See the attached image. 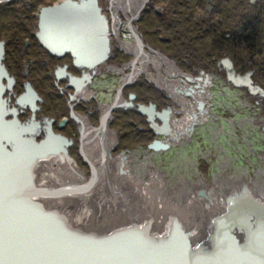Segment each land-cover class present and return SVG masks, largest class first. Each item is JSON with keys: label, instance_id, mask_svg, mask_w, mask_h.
I'll list each match as a JSON object with an SVG mask.
<instances>
[{"label": "rangeland", "instance_id": "obj_1", "mask_svg": "<svg viewBox=\"0 0 264 264\" xmlns=\"http://www.w3.org/2000/svg\"><path fill=\"white\" fill-rule=\"evenodd\" d=\"M52 1L54 0H46L44 2L38 0L0 1V33H33L36 28L35 25H37L35 22L38 21V19L36 20V17L39 11L43 8L59 4V2H57L53 5L42 7ZM123 2L128 3L123 4ZM130 3L137 4V2L133 0H108L105 5L100 2L102 6V9L99 6L101 12H104L103 8L105 9L104 14L102 13V15L105 16L109 26V37L111 33H117V72H113V76L110 75L109 78H106L108 79L107 82L105 81V78L99 79V83L97 84L98 87L91 88L90 90L91 92L93 91L96 93L95 96H99L98 94L102 95L101 98L108 97L112 91V100L114 98L113 94H115L114 91L117 88V95L120 96H117V100L119 101H126L127 95L129 97L135 93L139 96V100L143 99L147 102L150 101L151 103H154L157 106V111L160 112L167 104H171V101L166 99L167 93L174 96L173 93H169L171 91L167 90L164 86L165 81L171 84V79L167 76L163 78V71L166 66L172 71L170 68L171 64L164 56L160 55L156 50L154 51L151 46L150 48L153 52L148 51V49L147 52L158 55V58H156L158 62H162V59H164V61L169 64H160L159 69H157L153 64L143 63L141 65V71H136V69L140 67L137 58L140 57L139 55H141V51L143 52L145 49L140 46L139 42H134V39L130 35V33H135V31H133L134 29L137 33H141L140 30L138 31L137 28L134 27L136 22L130 17V13L126 11L124 12V10H126L125 8H127ZM153 4V0H150L149 5L151 8L154 6L155 9L161 11L166 10V6L162 3H158V1L155 2V5ZM149 5L145 7L144 12H146L147 9H150ZM172 10H174V8ZM176 10L177 8H175V11ZM3 12H10V16L3 15ZM140 15H142V12ZM148 15L149 20L153 19L155 22H157V19L162 21L164 18L163 13L161 15H150L148 13ZM131 19H133L131 21L133 27H130V25L127 24V20L129 21ZM186 21L187 26L193 23L188 19ZM17 25L22 26L23 29H16L15 27ZM156 25L157 26L154 27L155 30L159 28L157 23ZM162 27H164V25ZM17 30L21 32H18ZM149 30L152 29L148 28L147 31ZM143 37L149 44L154 41V36L152 34ZM109 43L111 49L110 38ZM160 43L161 45L165 44L162 42ZM115 45L116 43L114 46ZM130 46H133L134 49H130ZM204 46V43H199V48H196V51L202 50ZM114 54H116V52H114ZM198 68L200 69V67ZM103 70L104 69H101V71ZM197 75L198 71L195 76ZM138 80L140 82H138ZM126 81L127 83H125ZM142 81H146V84H141ZM226 81L232 84L228 79H226ZM208 84L203 88L206 95L199 92L202 96L199 101L204 103L207 114L199 116V121L192 126L193 129L191 132L188 130V124L192 123L193 120L187 119L184 115V111L181 110L184 106L176 105L175 107V116L173 119L170 118V121L172 120L171 124L173 125V128L171 125L170 126L172 129L182 132L184 137L181 139L156 135L152 129L153 134L152 132H150V134L147 133L153 138L149 142H132L129 140L131 139V136L128 137L129 131L133 133L136 131L140 132L138 139H144L140 128L147 130L149 125H147L137 110L124 111L125 109H123L122 106L117 107V119L112 116L113 120H108V133L117 134V136L120 137L122 136L117 140V157L119 156L122 158L124 155L125 157L128 156V158L125 164L126 169H124V171L122 170V166H118L119 168L121 167V173L119 172L120 175L117 171H113L111 174L119 177L122 176L125 179L131 176L132 183H129L127 180H117V184H120L123 189L121 190L119 186L118 189L114 188V200L112 196L113 193L110 191V194L105 187L107 182L106 177L104 176L99 180H97L96 177L90 179V184H94L91 185L92 187L95 186V190H92L90 188L91 185L89 184L83 185L81 189H79L78 186L67 187L65 186L66 182L64 181L60 182L63 184V186L59 187L61 190L53 191L52 187H50L48 191L42 189L43 192L47 194L52 205H54L59 213L71 223L75 230L79 231V233L104 229L118 230L124 227L122 223H125L126 221L128 225L131 223H140L138 217L133 221L134 214L131 213H129V216L132 218L127 215L122 216V218L117 215V218L115 217L113 219L105 216V212L112 215V213H118V210L122 209L131 211V208L129 209L128 207L130 205L128 200L131 201L129 197V185L138 184V188L136 187L137 189H144L145 191L150 190L154 195V197L152 195L151 198H149L147 194L145 195L147 198L151 199L154 211L156 215L160 217L157 219V223L155 222L154 228L156 230H166L168 235H170L172 228H177L178 230L179 228L180 230L184 229L183 232L186 234L185 237L188 239L187 242H189L190 245H194L192 249H190L192 251L194 247L196 248L198 243L205 239V237L206 239L208 238V243L210 237L211 239L216 237V235L212 233V229L213 226L217 224L216 222L219 221V218L216 222L213 220L215 216L218 215L217 213L223 210L225 207L224 205L227 206L230 203L228 202V198L231 195L236 194L237 191L240 193L242 190H247L246 186H248L252 189H249L251 192L259 194L260 199L263 197L261 199L263 201L264 101L257 99V97L250 98L247 96L246 90H249L243 86L237 87L232 84V86L235 87V90L231 91L229 87V92H226V87L221 83L215 84V79H213L212 85L211 82ZM188 86L193 87L194 85L189 83ZM192 87L190 88L191 91L193 90ZM244 88H246V90ZM108 98L110 99V97ZM171 100L174 102L172 98ZM102 103L110 105V102H104V100ZM127 124H130L129 126L131 127L127 126ZM155 139H160L162 142L167 143L169 145L168 149L161 151L150 150L148 145ZM112 151L113 149L111 152ZM135 176L140 178L141 181L136 180ZM255 184L256 186H254ZM200 191H202L203 194H200ZM123 192H126V195L128 196L125 197ZM71 193H78V196H83V201L86 200L84 201V204L83 201L82 205L79 204L82 200L81 197L80 201L78 196V200H75L76 198H74ZM122 193L124 195L123 197L120 196ZM86 194L88 195L86 196ZM117 194L119 195L117 196ZM68 195L72 196L69 198ZM84 195L86 198H84ZM101 196L103 199H101ZM242 197H238L240 201H238L237 204L242 202L241 206L246 208L249 206L248 202H245L247 201L245 199L246 194ZM250 197L253 198L252 195ZM132 200H134V197ZM224 200L225 202L227 201L226 204L224 203ZM245 208L242 210L246 211ZM94 209L97 210L99 214L97 211L95 212ZM224 211L225 209L223 212ZM255 211H257L255 215L260 216V221L262 219L264 220V216L261 212L258 210ZM230 213L236 216L235 214H237L238 211L231 209ZM250 213H252V211H248L246 216ZM163 216L164 220H161ZM246 216L245 218L241 217L243 219L238 220V224H245V219L247 220ZM142 217L143 215L141 218ZM81 222L86 223L82 224ZM117 223L120 226L117 225ZM178 223H180V227ZM164 225L168 230L166 227L159 228ZM262 227H264V224ZM162 230L161 232H163ZM260 231L261 229L255 232V234H259ZM177 241L179 242V240ZM208 246L206 244V247ZM191 258L192 256L189 255L188 259ZM193 260L195 262L199 261L198 263H205L204 259H198L197 256H193L192 261ZM179 261L182 264H194V261L189 263L187 260H182L181 258Z\"/></svg>", "mask_w": 264, "mask_h": 264}, {"label": "flooded vegetation", "instance_id": "obj_2", "mask_svg": "<svg viewBox=\"0 0 264 264\" xmlns=\"http://www.w3.org/2000/svg\"><path fill=\"white\" fill-rule=\"evenodd\" d=\"M38 1L44 2L46 0ZM60 1L62 0L50 2L42 7L50 6ZM107 1L99 0L101 9L100 2L105 5ZM156 1L165 5L166 10L161 11L155 9L154 6L151 8L149 5L150 0H146L141 10L142 15L139 12V15L133 18L136 22L134 27L138 31L137 23L142 19L143 15L147 16L149 20L148 13L150 15H161L163 13L162 23L164 30L162 33H195L196 48H199V43H203L207 39H210L213 43L211 61L204 63V66L207 67V69L203 68L204 71L195 66L191 67L192 64L186 60H183L182 64L180 63L179 65L175 60H170L160 51L151 47L145 41L142 33H137L135 29L136 33H130L134 42L138 41L140 46L146 51L148 49V51L153 52L152 49H154V51L156 50L167 59L171 64L170 68L172 71H170L168 66L165 67L164 71L175 73L174 77H168L165 73L163 75V78L165 76L170 78L171 85L174 86V96L168 93L166 96V99H169L171 104H167L163 110L170 107L173 108L174 113L176 105H180L184 106L181 109L184 111V115L186 111L198 114L197 106L199 101L193 100L194 96L200 94L199 92L207 86L204 85L205 76L208 77L211 85L213 79H215V84L221 83L226 87V92H229V87L231 91L235 90V87L232 86L233 83L226 81L227 70L230 73L232 72L234 78L248 76L250 83L263 91V95L259 93L251 95L244 88L247 96L250 98L257 97V99L264 101V0H153V5H155ZM147 5H149L150 9L144 12ZM173 8L174 10H172ZM175 8H177L176 11ZM103 11L105 12L104 8ZM104 12L102 13L104 14ZM130 17L132 18L131 14ZM133 19L127 20V24L130 27H133L131 23ZM187 19L193 23L187 26ZM175 21H178L177 26ZM35 27L33 33H11L7 31V33H0V42L3 43L4 47L2 64L9 77L13 80V86L7 89L4 94L8 108L15 111V114H11L8 119H12L15 116L26 127L34 124L35 129L33 131L35 132L36 141L45 139L48 134L63 137L66 142L61 146L66 149L67 154L74 162V166L71 165L69 170L74 173L75 178L82 177L84 179L80 182L83 185L90 184V179L94 177L99 180L102 176L111 174L113 171L121 173V167H118L119 171L116 168L117 166L112 164V160H117L116 148L117 140L120 136L108 133L107 125L108 120H113L112 116L117 119V106L120 107L123 102H128L129 97L127 95L126 101L122 100L121 104L117 105V101H119L117 100V88L114 91L115 94H113L114 98L112 100V91L108 96L110 97L109 99L108 97L101 98L102 95L100 94H98L99 96L96 95V97V93L90 90L98 87L99 79L105 78L107 82L108 79L106 78H109L110 75L113 76V72H117V33L110 34L111 53L108 60L91 71L83 67H76L73 57L68 53L62 55L51 53L40 42L39 33H37L38 21ZM154 27L155 25L152 26L151 24L149 26L154 32L159 31V28L155 30ZM160 36L163 42L166 38L161 34ZM222 38L225 40H222ZM115 43L116 45L114 46ZM228 65L230 68H228ZM101 69L104 70L101 71ZM197 71L198 75L195 76ZM84 75L90 76L89 81L83 80L82 84L71 83V79L79 80ZM186 77H190L193 82H188ZM197 78L201 80H197ZM138 82L140 81L138 80ZM143 83L146 84V81H142L141 84ZM189 83L194 86H191L193 88L191 95L187 96L186 93L191 91V87L188 86ZM26 92L31 95L34 94L36 98L30 99L28 102H18L19 98ZM132 95L135 97L132 101L134 108L124 111L136 110L137 105L148 107L150 104L154 105L157 111V106L154 103L150 101L142 103L143 99L139 100L137 94L133 93ZM103 100L104 102H110V105L103 104ZM29 102L32 103L29 104ZM174 114L171 117L172 119L175 116ZM185 116L190 119L187 115ZM141 117L149 125V128L147 130L140 128V131L143 134H150V132L153 134L150 123L146 121L147 117L142 115ZM156 122L161 126L160 121L156 120ZM171 122L172 120L170 125L173 128ZM173 130L175 129H172V132H175ZM112 149L113 151L111 152ZM103 150L105 152L108 151L109 156ZM106 159H109V163L115 167L113 168L110 165L107 168L104 164ZM226 257L225 259H228ZM256 257H260L258 259L259 264H264V254L253 255V258ZM246 261L248 262V260Z\"/></svg>", "mask_w": 264, "mask_h": 264}, {"label": "water", "instance_id": "obj_3", "mask_svg": "<svg viewBox=\"0 0 264 264\" xmlns=\"http://www.w3.org/2000/svg\"><path fill=\"white\" fill-rule=\"evenodd\" d=\"M108 31V23L98 6V0H64L58 5L41 9L39 13L37 33H39L38 37L43 46L53 54H70L76 67L91 71L109 58ZM3 57L4 47L0 42V264H172L170 260H175L170 257L171 253L165 252L166 250L156 244L153 239L148 240L142 230H136L139 233L133 236L124 234L123 228L133 229L134 225H127L118 230H92L82 232L83 235H80L79 231L72 227L54 205L48 204L47 194L34 182L40 179L39 172L37 173L31 165L25 162L29 159L21 157L20 148L32 147L36 154H44L47 147L57 149L60 146L62 148L61 145L64 144L65 139L60 136L54 138L47 135L39 144L35 141L34 124L26 127L17 125L15 121L17 119L10 121L5 119L13 111L8 109V104L3 99L6 90L11 87L10 78L2 65ZM230 66L228 65V68ZM227 71V79L234 85L246 87L251 95L258 93L263 95V91L251 85L248 76L234 78L232 72ZM164 73L168 77L175 76L174 72L164 71ZM89 79L90 76L84 75L82 79H71L70 81L73 84H82L83 80L89 81ZM186 79L190 83L193 82L190 77ZM197 80L201 79L197 78ZM4 81L7 83L5 84ZM204 83V85L209 83L207 76H205ZM191 92L186 95L190 96ZM200 93L206 94L203 90ZM29 94L26 92L18 101L28 102L32 99L28 96ZM134 98L130 95L129 101L123 102V109H133ZM204 107V103L199 101L198 114L185 112V115L193 120L188 124L189 132L192 131V126L199 121V116L207 114ZM136 108L140 115L147 117L156 135L176 139L170 126V118L174 114L172 108L160 112L156 111L155 106L151 104L148 107L137 105ZM156 120L161 122V126L156 123ZM168 147L169 145L160 139H155L148 145V148L153 151L166 150ZM35 157L36 155L30 156L31 159L36 160ZM68 161L74 166L70 157ZM32 166L35 167L33 164ZM55 186L57 183H52L53 191L61 190ZM200 194L203 192L200 191ZM232 197L228 198V202L231 203L230 207L238 213L235 214L236 216L230 212L226 214L227 216L223 215L218 222H216L218 219L215 221L217 226L226 225V221L231 222L237 218V221L229 226L236 227L238 220L245 218L248 213V210L241 206L242 202L237 204L239 199L232 202ZM46 205H49L48 208ZM243 208L246 211H243ZM262 208L264 207L260 205L258 211L264 210ZM26 218L30 221L28 222ZM248 221L245 219V225L249 223ZM228 230L221 231L220 228L219 235L214 238L216 251H223L227 255L231 245L230 230ZM170 232L169 238L178 236L179 240L171 246V248L176 246V250L169 251L175 254L176 261L181 258L190 263L194 261L192 258L195 255L204 259L205 263L194 261V264H223L224 259H221V256L224 258L223 255L218 254L211 257L203 248H197V246L191 251L194 245L187 242L188 239L183 231L180 234L177 228H172ZM249 232L255 235L256 231L249 230ZM64 240L68 242L67 245L77 246L74 255L66 254ZM164 244L168 245V242ZM189 255L192 256L191 259H188ZM227 261L224 260V262Z\"/></svg>", "mask_w": 264, "mask_h": 264}, {"label": "bare ground", "instance_id": "obj_4", "mask_svg": "<svg viewBox=\"0 0 264 264\" xmlns=\"http://www.w3.org/2000/svg\"><path fill=\"white\" fill-rule=\"evenodd\" d=\"M0 1H7V0H0ZM133 1H135V2H137V4L135 5V4H129V6L127 7V8H125L126 10H124V12L126 11V12H129L131 15H132V18H135V17H137L138 15H139V12H141V10L143 9V7H144V3H145V0H133ZM129 2V1H128ZM128 2H123V4L125 3H128ZM98 6H99V4H98ZM119 6H121V5H119ZM109 27V26H108ZM133 31H135V30H133ZM109 32V31H108ZM136 33V32H135ZM116 36V35H115ZM108 38H109V33H108ZM138 42V41H137ZM124 45V44H123ZM129 45V44H128ZM128 47V46H127ZM130 49H134L133 48V46H130L129 47ZM140 57L139 58H137V62L139 63V65H140V67L139 68H137L136 69V71L138 72H140L141 71V68H142V64L143 63H150V64H153L157 69H159V67H160V64H169V63H167V62H165L164 61V59H162V62H158L157 61V59L156 58H158V55H156L155 53H150V52H147L146 50H144L143 52L141 51V55H139ZM3 65V64H2ZM170 66V65H169ZM89 70V69H88ZM7 75H8V73H7ZM8 77H9V75H8ZM10 78V77H9ZM10 86L12 87L13 86V80L10 78ZM4 83L6 84L7 82L6 81H4ZM125 83H127V81L125 82ZM164 86L166 87V89L167 90H170L171 92L170 93H173V91H174V86H172L169 82H164ZM10 87V88H11ZM202 88V87H201ZM194 94V93H193ZM29 97H31L32 99L33 98H36V96L33 94V95H31V94H29L28 95ZM201 97L202 96H200V94H196L195 96H194V100L193 101H199V99H201ZM204 98V97H203ZM3 99L6 101V103H7V100L5 99V97H3ZM19 102V101H18ZM32 102H29V104H31ZM19 104V103H18ZM119 104H121V101H117V105H119ZM9 109V108H8ZM9 110H11V109H9ZM12 111H13V113L12 114H15V111L12 109ZM11 115V114H10ZM7 121H10V120H14V119H16V117L14 116L12 119H8V117L7 118H5ZM16 122H17V125H22L20 122H19V120L17 119V120H15ZM185 122V121H184ZM186 123V122H185ZM182 124V123H181ZM180 125V124H179ZM181 127V126H180ZM173 131H175L173 134H175V137L176 138H179V139H181V138H183L184 136L182 135V132L180 131H178V130H173ZM186 134V133H185ZM188 134V133H187ZM48 135H51V134H48ZM52 137H54V138H56V136H53V135H51ZM90 137V136H89ZM100 137V136H99ZM58 138V137H57ZM63 138V137H62ZM104 138V137H103ZM44 139H42V140H40V141H36L37 143H39V142H42ZM100 140V139H99ZM172 140V139H171ZM64 142H66V141H64ZM106 142V141H105ZM103 143V142H102ZM40 144V143H39ZM106 145V144H105ZM21 149V157L24 159V158H26V159H29L28 161H25V162H27L28 163V165L30 166L31 165V167L33 168V169H35V171L38 173L39 172V180H37V181H34L39 187V189H43V190H47L48 191V189L50 188V187H52V183H57L58 185L57 186H55V187H61V186H63V184H61L60 182H62V181H64V182H66L65 183V186H72V187H77L78 186V188L79 189H81L82 187H83V184H81L80 182H82L84 179L82 178V177H77V180H79V181H77L76 180V178L74 177V173L73 172H71L69 169H71V163H69V161H68V159H69V155L67 154V151H66V149L63 147V149L64 150H62V148H60V146H59V148L57 147V149H53V148H51V147H47L46 148V151L44 152V154H36L34 151H33V148L31 147H22V148H20ZM98 150V149H97ZM104 151V150H103ZM83 152V151H82ZM105 152V151H104ZM108 151H106L105 153H106V155L107 156H109V154L107 153ZM87 154H89V153H87ZM31 155H36V160H34V159H31L30 158V156ZM85 155V154H84ZM38 156V157H37ZM87 157V156H86ZM92 158V157H91ZM90 158V159H91ZM127 158H128V156H124L123 155V157L122 158H120L119 156L117 157V160H112V164H114V165H116L117 164V170H119L118 169V166L120 165V166H122V170L124 171V169H126L125 168V164H126V162H127ZM98 159V158H97ZM101 159V158H100ZM89 160V159H88ZM91 162V161H90ZM80 163V162H79ZM78 163V164H79ZM103 163V162H102ZM32 164L33 165H35V167L34 166H32ZM42 168H40L38 165ZM92 164V163H91ZM104 164L106 165V167L108 168L110 165L111 166H113V168L115 167L114 165H112V164H110L109 163V159H106L105 160V162H104ZM94 166V165H93ZM96 166H98V165H96ZM102 166V165H101ZM92 168V167H91ZM98 168V167H97ZM99 169L103 172V170L99 167ZM109 170V169H108ZM143 170V169H142ZM94 172H96V171H94ZM93 172V173H94ZM125 173H126V171H125ZM108 174V173H107ZM119 174V173H118ZM141 174V173H140ZM97 176H98V174H96ZM95 175V176H96ZM120 175V174H119ZM122 175H124V174H122ZM89 176V175H88ZM99 177V176H98ZM104 177H106V182H107V184H106V189L109 191V193H110V191H111V193H113L112 194V196H113V200H114V198H115V190H114V188L115 189H118V186H119V188L122 190L123 188L120 186V184H117V180H120V181H125V180H127L129 183H132V181H131V179H132V177L131 176H129V177H127L126 179L125 178H123L122 176H116V175H114V174H111V175H105ZM136 177V176H135ZM104 179V178H103ZM136 180H138V181H141V179L140 178H135ZM134 179V180H135ZM105 182V183H106ZM119 182V181H118ZM78 185H77V184ZM103 183V182H102ZM142 183V182H141ZM92 184V183H91ZM91 184H89V185H91ZM95 184H96V182H95ZM243 184H245V183H243ZM259 184V183H258ZM92 185H94V184H92ZM92 185H91V189L92 190H95L94 189V187L95 186H93L92 187ZM97 185V184H96ZM123 185V184H122ZM127 185V184H126ZM137 185L138 184H135V185H133V184H131V185H129V189H130V191H129V197H130V199H131V201L130 200H128V203H130V205L128 206L129 207V209L131 210V211H129V210H127V209H122V210H118V213H115V214H113L112 213V215H110L108 212H105V216H107L108 218H110V219H113V218H117V215H119V217L121 216V218H122V216H125V215H127L128 217H130L129 216V213H131V214H134V219H133V221L136 219V217H138L139 219V222L140 223H138V224H133V223H131L130 224V226L133 224L134 226H133V229H131V228H123V232H124V234H126V235H129V236H133L134 234H137V233H139L138 231L139 230H142L143 231V233L147 236V238H148V240L149 239H151V241H152V239L156 242V244H158V245H160L164 250H166L165 252H167V253H171L170 255V257H172V260H175V261H171L170 260V262L172 263V264H182L179 260L178 261H176V259H175V254L174 253H172V252H169V251H172V250H176V246L174 247V248H171V246H173V245H175V242H177V240H178V236H172V238H169V236L170 235H168V232L165 230V231H163L162 229V231L163 232H161V230H156L155 228H154V224H155V222L157 221V219L158 218H160V217H158L157 215H156V213H155V211H154V208H153V206H152V203H151V199H149V198H151L152 197V191H150V190H139V189H137L138 187H137ZM261 185V184H260ZM80 186V187H79ZM104 186V185H103ZM219 186V185H218ZM254 186H256V184L254 185ZM137 187V188H136ZM247 187V190H242L240 193L237 191V193L236 194H233V195H231V196H233L232 197V202H234L235 200H238L239 198L238 197H242V196H245V194H246V200L247 201H245V202H248V204H249V206L248 207H246V209H249L248 211L250 212V211H252V213H250L249 215H247L246 216V218H247V220H249L248 222V224L247 225H245V224H242V223H239L238 224V226H234V227H229L230 226V224H232L233 222H236L237 221V219L236 220H234V221H231V222H227L226 221V225H223V226H213V229H212V233L213 234H215V235H219V230H220V228H221V231H227L228 229L230 230H228L229 231V238H230V243H231V245H230V251H229V254L227 255V254H224L223 253V251H221V252H217L216 251V240L213 238V239H211V237H210V240H209V243L207 242V239H206V237H205V239L203 240V241H201L200 243H198L197 244V248L198 247H200V248H203L204 249V251L205 252H207L206 254L207 255H209V256H217L218 254H221V255H223V257L224 258H222V256H221V259L223 260H228L227 261V263L228 264H259V261H258V259H260V257H256V258H253V255L254 256H257L258 254H264V227H262V225L264 224V220L263 221H260V219H259V217L260 216H257V215H255L256 213H257V211H255V210H258V208H259V206L260 205H262L263 207H264V199H263V201L260 199V196H259V194H257V193H254V192H251L250 190H252L250 187H248V186H246ZM63 189V188H62ZM70 189V188H69ZM125 189V188H124ZM250 189V190H249ZM261 189H263V188H261ZM255 190V189H254ZM74 191V190H73ZM240 191V190H239ZM81 192V191H80ZM95 192V191H94ZM68 193V192H67ZM110 193V194H111ZM124 194H125V197L126 196H128V195H126V192H123ZM123 193L122 194H120V196L121 197H123L124 195H123ZM218 193V192H217ZM222 193V192H221ZM251 193V194H250ZM261 193V192H260ZM71 194H73V193H71ZM76 194V195H75ZM75 194H73V197L74 198H76L75 200H78V197H79V201H80V197L81 196H78L77 194L78 193H75ZM89 194H90V192H89ZM92 194V193H91ZM147 194V196L149 197V198H147L145 195ZM66 195V194H65ZM88 194H86V196H87ZM119 194H117V196H118ZM252 195V197L254 198H251L250 196ZM69 196V195H68ZM67 196V197H68ZM70 196H72V195H70ZM70 196H69V198H70ZM78 196V197H77ZM86 196L84 195V198H86ZM105 197H107V196H105ZM133 197H134V200H132L133 199ZM153 197H154V195H153ZM243 198V197H242ZM81 201H80V203L79 204H81L82 205V201H83V196L81 197ZM101 199H103L102 198V196H101ZM125 199V198H124ZM123 200V199H122ZM201 200V199H200ZM84 201H86V200H84ZM84 201H83V204H84ZM89 201V200H88ZM93 201V200H92ZM91 201V202H92ZM132 201H134V202H132ZM220 201V200H219ZM94 202V201H93ZM92 202V203H93ZM96 202V201H95ZM105 202V201H104ZM116 202V201H115ZM221 202V201H220ZM227 202V201H226ZM226 202H225V200H224V203L226 204ZM43 203V202H42ZM44 204V203H43ZM49 205L50 204H52L51 203V201L49 200V203H48ZM90 204V203H89ZM221 204V203H220ZM230 204V203H229ZM224 205L225 207L223 208V210L225 209V211L223 212V210L221 211V212H223V213H221V212H219V213H217L218 215L217 216H215V218H214V220H213V218H212V220L213 221H216L218 218H220V217H222L223 215H225V216H227L226 214H228V212H231V209H233V208H231L230 206L231 205ZM49 205H46V208H48V206ZM127 205V204H126ZM223 205V204H222ZM77 206H79V205H77ZM93 206V205H92ZM132 206V207H131ZM222 207V206H221ZM88 208V207H87ZM113 208V207H112ZM218 208V207H217ZM65 209V208H64ZM219 209V208H218ZM222 209V208H221ZM66 210V209H65ZM93 210V209H92ZM95 210V209H94ZM102 210V209H101ZM97 210H95V212H96ZM204 212V211H203ZM227 212V213H226ZM261 212H263V213H261L263 216H264V210H262ZM97 213L99 214V212L97 211ZM96 213V214H97ZM143 215V217L141 218V214ZM206 213V212H205ZM70 214V213H69ZM103 214V213H102ZM130 214V215H131ZM84 215V214H83ZM92 215V214H91ZM215 215V214H214ZM72 217V216H71ZM203 217V216H202ZM104 218V217H103ZM130 218H132V217H130ZM153 218V219H152ZM207 218H208V216H207ZM26 219H28L27 221L29 222L30 220H29V218H26ZM94 219V218H93ZM143 219V220H142ZM155 219V220H154ZM225 219V218H224ZM227 219V218H226ZM225 219V220H226ZM74 220V219H73ZM105 220V219H104ZM109 220V219H108ZM107 220V221H108ZM142 220V221H141ZM160 220V219H159ZM161 220H164V216L161 218ZM198 220H200V219H198ZM205 220V219H204ZM76 222H78L77 220H75ZM97 221V220H96ZM100 221V220H99ZM120 222H121V220H120ZM137 222V221H136ZM79 223V222H78ZM82 224L84 223V222H81ZM86 223V222H85ZM84 223V224H85ZM101 223H103V222H101ZM116 223V222H115ZM122 223V222H121ZM157 223V222H156ZM205 223V222H204ZM105 224V223H104ZM103 224V225H104ZM108 224V223H107ZM123 224V226H127L128 224H127V221L125 222V223H122ZM164 224V223H163ZM179 224V227H180V223H178ZM109 225V224H108ZM117 225H119L118 223H117ZM160 225V224H159ZM105 226V225H104ZM120 226V225H119ZM129 226V225H128ZM156 226V225H155ZM164 227H166L165 225L164 226H162V227H159V228H164ZM229 227V228H228ZM212 228V227H211ZM166 229H167V227H166ZM200 229V228H199ZM259 229H261V231H260V233L258 234V233H256L255 235L254 234H251L250 232H249V230H255L256 232L259 230ZM136 230H138V231H136ZM168 230V229H167ZM193 230V229H192ZM182 231H184V229L183 230H180L179 229V232H180V234L182 233ZM198 232V231H197ZM80 235H83V233H79ZM171 234V233H170ZM174 237V238H173ZM156 238V239H155ZM168 238V239H167ZM190 238V237H189ZM193 238H195V237H193ZM35 239V238H34ZM166 239H167V241H166ZM192 240V239H191ZM66 243H65V246H64V248H65V252H66V254L68 255V256H72V255H74L75 253L74 252H76V248H77V246H70V245H67V241L66 240H64ZM166 242H168V245H166V244H164L163 245V243H166ZM174 242V243H173ZM193 243V242H192ZM206 244H207V246H208V244H209V246L208 247H206ZM258 247V248H257ZM256 248V249H255ZM243 249H246L247 251H245V250H243ZM168 250V251H167ZM250 250V251H249ZM173 254V255H172ZM179 256H181L180 254H179ZM195 256V255H194ZM226 256H230V257H226ZM225 257L226 258H228V259H225ZM198 259H202V258H200V257H197ZM218 260V259H217ZM224 260H223V264H227L226 262H224ZM246 260H248V262L246 261ZM262 260V259H261Z\"/></svg>", "mask_w": 264, "mask_h": 264}, {"label": "trees", "instance_id": "obj_5", "mask_svg": "<svg viewBox=\"0 0 264 264\" xmlns=\"http://www.w3.org/2000/svg\"><path fill=\"white\" fill-rule=\"evenodd\" d=\"M52 2H55V0ZM61 2L62 1H60L59 4ZM39 13H38V16H39ZM2 14L6 16H10V12L8 13L3 12ZM38 16H37V19H38ZM156 23L159 26V31L157 32H154V30L147 31L150 24L152 26L153 25L157 26ZM175 23L176 25L178 24L177 21H175ZM137 26L139 27V30L141 31L143 36H147L148 34L155 33V34H152L154 36L153 38L154 43L150 42V45L154 49L160 51L162 54L167 56L169 59L175 60L179 65L180 63L182 64L183 60H186L190 64H192L191 67L195 66V67H200L201 69L203 68L207 69V67L204 66V63H209L212 57L211 47L213 43L211 42L210 39H207V41L203 42L205 46L202 50L196 51L195 33H168V34L162 33L164 30V27H162L163 26L162 21H159L158 19H157V22H155L153 19L149 21L148 17L145 15H143L142 19L137 23ZM15 28L23 29V27L20 25H17ZM160 34L166 38L165 40H163V42L160 39L161 38ZM222 40H225V39L222 38ZM159 41L167 45H163V44L161 45ZM144 101L145 100L141 102L144 103ZM130 124H127V126H129ZM139 135H140V132L138 131H136L135 133L129 131L128 133V137L131 136V139L129 140L132 142H135V141L149 142L150 140L153 139L151 135L149 136V134H143V132H142V135L144 139H138Z\"/></svg>", "mask_w": 264, "mask_h": 264}]
</instances>
